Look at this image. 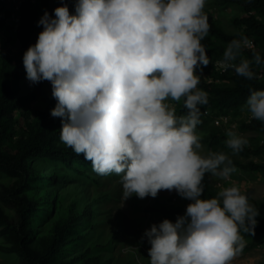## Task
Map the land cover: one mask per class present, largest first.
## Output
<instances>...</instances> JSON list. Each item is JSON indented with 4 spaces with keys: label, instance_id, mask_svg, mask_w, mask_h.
Listing matches in <instances>:
<instances>
[{
    "label": "clouds",
    "instance_id": "obj_1",
    "mask_svg": "<svg viewBox=\"0 0 264 264\" xmlns=\"http://www.w3.org/2000/svg\"><path fill=\"white\" fill-rule=\"evenodd\" d=\"M206 0H78L47 11L37 42L23 54L26 78L49 81L61 118L60 139L100 176L120 177L124 200L175 190L191 201L175 222L146 229L150 264H231L254 235L259 215L238 186L202 199L205 174L230 180L225 153L202 154L197 126L208 94L198 88L210 63L201 43L209 33ZM246 37L230 41L219 65L247 80L264 59ZM199 69L201 74H197ZM184 100L177 116L169 100ZM244 107L264 122V90H250ZM235 128V125H233ZM225 141L238 154L248 141L232 128Z\"/></svg>",
    "mask_w": 264,
    "mask_h": 264
},
{
    "label": "rangeland",
    "instance_id": "obj_2",
    "mask_svg": "<svg viewBox=\"0 0 264 264\" xmlns=\"http://www.w3.org/2000/svg\"><path fill=\"white\" fill-rule=\"evenodd\" d=\"M20 2V0H7L6 3ZM204 12L209 17V33L206 41L201 43L207 48V41L214 47L218 57H222L228 45L230 37L239 31L233 23L236 17L243 15L241 8L234 4L225 5L221 0H206ZM6 27L0 28V67L3 59L14 61L19 55L15 28L18 21L6 20ZM212 30H217V33ZM253 51L264 53V48L255 44L252 49L243 50V56L249 58ZM253 70L260 75L263 67L253 64ZM197 74H201L199 69ZM235 75H237L235 73ZM238 76V75H237ZM206 81L211 82V68H203L201 75ZM240 77V76H238ZM253 82V80H248ZM24 87L30 91L33 85L27 78L24 79ZM47 87L46 96L38 100L43 108L47 105L54 108L57 104L52 97V86ZM30 87V88H29ZM180 102V101H179ZM179 102L169 100L168 103L176 108ZM230 102V101H229ZM241 102V101H240ZM239 102V103H240ZM246 102L240 103L236 108H231L227 113L219 108L209 109L207 117L202 119L197 126V134L201 136L202 154L208 152H223L233 161L237 169L231 175L230 180H222L219 177L205 174V180L209 186V198L217 195L219 186H238L243 194L248 197L250 205L254 206L259 215L257 222L264 216V132H258L244 128V123L251 119L250 113L244 107ZM228 109V108H226ZM34 119V114H31ZM227 116L228 122L224 125H215L214 119ZM6 123L25 127L26 120L22 115L5 117ZM235 125V128H233ZM232 128L248 141L244 148L254 152L246 156L233 154L225 143L226 130ZM52 128L50 132H52ZM218 139H213V135ZM223 137V138H222ZM3 153L4 150H1ZM75 159L71 158V164ZM54 163V164H53ZM78 161L76 166L78 165ZM29 169V180L18 193L26 197L35 206L31 212L25 232L27 233L28 246L37 252L49 253L45 264H150L147 239L143 237L146 229L152 224H158L163 219L175 222L174 212L164 211L162 208L168 205L184 207L191 202L181 198L175 190H161L156 198L146 197L140 199L133 195L124 200L120 177L116 174L100 176L94 171L87 170L88 174L96 182L81 178L75 167L61 166L56 162H47L42 157L26 159ZM251 165L258 166L252 169ZM52 174L59 179L50 183ZM19 181L17 175H10L0 171V216L10 221L16 220V207L6 195L10 187ZM56 195V196H55ZM55 197V198H54ZM177 197L176 201L173 198ZM202 199H209L201 196ZM93 204L97 208V214L90 218L83 213L87 204ZM173 203V204H172ZM147 207H155L157 210L149 212ZM60 235L55 239V231ZM244 247L255 243V247L242 251L232 260L231 264H264V235L260 237H245ZM15 244V234L0 221V264H24L20 255L12 248ZM52 249V250H50ZM50 250V251H49Z\"/></svg>",
    "mask_w": 264,
    "mask_h": 264
},
{
    "label": "trees",
    "instance_id": "obj_3",
    "mask_svg": "<svg viewBox=\"0 0 264 264\" xmlns=\"http://www.w3.org/2000/svg\"><path fill=\"white\" fill-rule=\"evenodd\" d=\"M6 2L7 0H0V28L7 26L6 20L8 19H13L14 23L18 21L15 35L19 55L14 61L3 59L0 67V171L17 175L19 181L10 187L6 195L7 199L16 207V220L10 221L0 216V221L13 230L15 244L12 249L20 255L24 264H45L49 257L48 251L37 252L31 249L28 246V237L24 229L28 224L27 220L31 212L35 209L30 200L18 194L29 180L30 172L25 164L26 159L31 160L34 156L43 157L47 162L54 161L65 167H75L78 161L79 163L75 169L78 170L81 178H87L89 181L96 183L97 181L87 172V170L93 171L91 162L85 160L82 154H76L61 141V118L51 115L53 108L48 106L49 104L47 108H43L42 105L37 103L41 97L46 96L47 87L51 83L49 81L36 83L33 85L32 91L24 87L26 71L23 65V54L29 46L37 42L39 33L43 31V27L38 26V21L45 11L55 18L54 9L67 5L70 14H75V4L78 0H20L18 3H12L11 6L9 2ZM221 2L225 5L234 4L241 8L243 12V15L233 20L239 31L233 37H230V40L246 36L254 42V45L257 44L264 48V0H221ZM212 31L217 33V30ZM204 41H206V38ZM206 52L210 60L212 81L208 82L201 77L198 85L199 89L208 94V103L199 106L201 121L204 117H207L208 110L211 108H219L227 113L229 109L236 108L240 103L246 102L250 90H264V78L255 79L251 83L246 78L235 75V71L232 69H228L225 73H219L215 68V62L222 60L223 56L218 57L220 54H217L216 49L208 41ZM260 56L264 59V53ZM250 57H252L251 54ZM261 67L263 69L258 77H264V65ZM51 98V103H53V96ZM175 110L177 116L187 113L183 99ZM32 113L34 119H32ZM15 114L22 115L26 120L25 127L21 128L20 125L16 124L9 126L6 123L4 118ZM51 128L52 132H50ZM244 128L264 132V122L251 118L248 123H244ZM213 139H218V135L214 134ZM2 149L5 153L1 151ZM253 152L251 149L243 148L239 153L246 156ZM71 158L75 159L73 164H71ZM251 168L258 169L259 167L251 165ZM262 170L264 171V168ZM58 179L59 176L51 173L50 183H54ZM203 185L204 193L202 195L209 198V186L205 179ZM168 206L162 209L168 212L172 210L174 213L178 212L179 214L185 209L173 205ZM146 210L153 212L157 209L147 207ZM83 213L93 218L97 214V208L94 203H88L84 206ZM59 235L60 231H55V239ZM263 235L264 216L257 222L254 235L241 231L243 239ZM255 246V243H250L244 247V250H250Z\"/></svg>",
    "mask_w": 264,
    "mask_h": 264
},
{
    "label": "built area",
    "instance_id": "obj_4",
    "mask_svg": "<svg viewBox=\"0 0 264 264\" xmlns=\"http://www.w3.org/2000/svg\"><path fill=\"white\" fill-rule=\"evenodd\" d=\"M251 42H252V44H253V46H254V42L252 41V40H250ZM219 61H221V60H219ZM219 61H216L215 62V68H216V70L219 72V73H225V72H227L228 70H224L220 65H219ZM228 117L227 116H220V117H218V118H215L214 119V124L215 125H224L225 123H227L228 122ZM218 190H220L222 187H221V185L218 183ZM177 200V197H174L173 198V201H176ZM173 204V203H172ZM174 205V204H173ZM174 216L175 217H177V216H179V213L178 212H175L174 213Z\"/></svg>",
    "mask_w": 264,
    "mask_h": 264
}]
</instances>
